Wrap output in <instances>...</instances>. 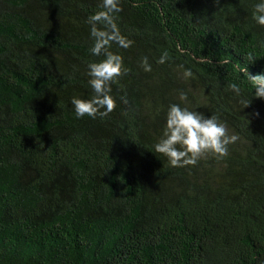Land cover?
I'll use <instances>...</instances> for the list:
<instances>
[{"label": "trees", "instance_id": "16d2710c", "mask_svg": "<svg viewBox=\"0 0 264 264\" xmlns=\"http://www.w3.org/2000/svg\"><path fill=\"white\" fill-rule=\"evenodd\" d=\"M259 2L120 0L130 74L108 117L77 119L100 0H0V264H264V99L242 72L264 73ZM171 104L217 116L228 155L155 153Z\"/></svg>", "mask_w": 264, "mask_h": 264}, {"label": "clouds", "instance_id": "9594fccd", "mask_svg": "<svg viewBox=\"0 0 264 264\" xmlns=\"http://www.w3.org/2000/svg\"><path fill=\"white\" fill-rule=\"evenodd\" d=\"M99 10L88 17L92 45L89 48L91 55L102 57L88 64V84L92 90L89 98L74 96L71 104L77 119L88 116L92 119H104L117 107L116 98L112 95V85L119 79L130 74V69L124 64V58L113 52V44L120 48H130L134 41L122 34L118 24V13L122 11L120 0H100ZM253 20L264 27V0L254 6ZM170 59L167 51L163 52L158 63L164 64ZM249 63L256 59L252 53L246 57ZM211 63L210 60L203 58ZM228 61H225L227 63ZM140 66L145 72H150L151 65L148 58L143 57ZM182 67V66H181ZM242 72L254 90V97L264 99V73L252 75L243 68ZM185 79L191 78V69L183 72ZM228 88L237 96L241 95L242 88L237 83H231ZM253 95V93H252ZM124 105H128L126 94L119 97ZM187 92H179V100L186 102ZM244 108L251 104V100H241ZM258 116L259 113H256ZM238 136L230 135L227 126L217 116L206 118L202 113L181 107L180 104H171L166 113V124L162 136L154 144L155 153L168 159L172 167L196 166L198 162L213 155L224 158L228 155L229 145L234 144Z\"/></svg>", "mask_w": 264, "mask_h": 264}]
</instances>
